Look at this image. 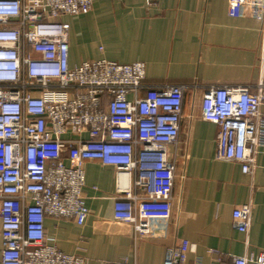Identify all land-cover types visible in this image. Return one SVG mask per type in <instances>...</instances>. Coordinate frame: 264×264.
<instances>
[{
	"label": "built area",
	"instance_id": "obj_1",
	"mask_svg": "<svg viewBox=\"0 0 264 264\" xmlns=\"http://www.w3.org/2000/svg\"><path fill=\"white\" fill-rule=\"evenodd\" d=\"M91 5L0 0V264H84L45 242L44 220L84 224L88 161L112 168L113 220L131 225L138 238L171 216L184 94L201 86H149L142 62L70 66L65 18L87 14ZM259 61L264 66V19ZM263 108L262 82L204 86L201 118L216 126L217 160L254 172L264 154ZM251 209L247 203L232 211L237 231L247 233ZM190 249L183 241L163 264H184ZM232 261L264 264V250Z\"/></svg>",
	"mask_w": 264,
	"mask_h": 264
},
{
	"label": "crops",
	"instance_id": "obj_2",
	"mask_svg": "<svg viewBox=\"0 0 264 264\" xmlns=\"http://www.w3.org/2000/svg\"><path fill=\"white\" fill-rule=\"evenodd\" d=\"M263 19L264 0H92L87 14L65 18L70 66L99 59L142 62L149 86L201 88L184 94L170 218L153 222L151 235L138 238L131 225L113 220L112 168L88 161L83 193L89 214L82 226L46 217L48 245L84 264L125 258L163 264L183 241L191 246L184 264H233L234 257L264 250V154L256 156L251 175L217 160L216 126L201 118L204 86L264 83ZM247 203L251 222L244 234L234 228L232 211Z\"/></svg>",
	"mask_w": 264,
	"mask_h": 264
}]
</instances>
